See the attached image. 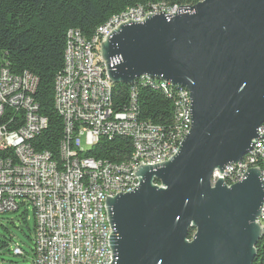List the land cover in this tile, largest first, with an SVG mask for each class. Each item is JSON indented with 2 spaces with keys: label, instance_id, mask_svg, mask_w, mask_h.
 <instances>
[{
  "label": "water",
  "instance_id": "water-1",
  "mask_svg": "<svg viewBox=\"0 0 264 264\" xmlns=\"http://www.w3.org/2000/svg\"><path fill=\"white\" fill-rule=\"evenodd\" d=\"M101 57L114 85L153 77L191 95V130L176 155L141 165L139 186L106 199L111 264H253L263 171L232 186L223 171L264 138V0H203L129 20Z\"/></svg>",
  "mask_w": 264,
  "mask_h": 264
},
{
  "label": "built area",
  "instance_id": "built-area-1",
  "mask_svg": "<svg viewBox=\"0 0 264 264\" xmlns=\"http://www.w3.org/2000/svg\"><path fill=\"white\" fill-rule=\"evenodd\" d=\"M176 14L177 10H159L146 14ZM142 15H134L138 21ZM127 20V21H129ZM126 21V22H127ZM116 22L97 37L78 38L81 57H73L68 79L60 98L68 108L70 127L65 132V163H57L49 152H39L34 142L47 128V119L34 100L38 86L29 73L14 76L6 70L0 92V215L27 212L32 208L35 218L32 264H111L110 235L113 233L106 207L107 197L140 185L135 175L143 164L168 162L161 159L162 147L171 131L142 122L133 125L131 107L124 112L105 103L108 85L107 68L101 57V45L118 27ZM81 59V67H74ZM10 112H15L8 115ZM22 122V123H21ZM178 123V105L174 104V126ZM188 125H183V134ZM114 129L131 130L136 138V162L112 167L84 158L81 138L92 149L105 137H114ZM264 135V129H258ZM182 134V136H183ZM253 149L264 155V138ZM260 167H248V170ZM247 170V171H248ZM247 171L227 166L223 171L226 184L242 181ZM221 176L217 178L219 181ZM160 186V185H159ZM259 223H264V210ZM14 256H23L20 247Z\"/></svg>",
  "mask_w": 264,
  "mask_h": 264
},
{
  "label": "trees",
  "instance_id": "trees-1",
  "mask_svg": "<svg viewBox=\"0 0 264 264\" xmlns=\"http://www.w3.org/2000/svg\"><path fill=\"white\" fill-rule=\"evenodd\" d=\"M202 1L0 0V72L6 69L14 76L29 73L38 80L34 100L48 122L45 131L34 142L38 151L49 152L54 160L61 161L60 145L65 138L66 123L55 108V85L65 70V54L71 31L80 32L84 38L90 39L99 27L129 11H149L155 6L194 7ZM133 93L136 95L135 108L140 122L175 133L174 104L177 94L171 84L151 77L140 78L132 86L114 85V110H128ZM133 148L130 137H105L82 156L103 163L123 164L133 159ZM249 158L246 156L243 163ZM251 166L260 167L264 172V155L256 156ZM26 215L27 212H23L20 221H25ZM193 234L191 230L189 237ZM9 240L6 237L0 240V250L8 247ZM256 249L253 264H264V237Z\"/></svg>",
  "mask_w": 264,
  "mask_h": 264
},
{
  "label": "bare ground",
  "instance_id": "bare-ground-1",
  "mask_svg": "<svg viewBox=\"0 0 264 264\" xmlns=\"http://www.w3.org/2000/svg\"><path fill=\"white\" fill-rule=\"evenodd\" d=\"M178 8L179 7L167 8L165 6H155V7L151 8V10H149V11H145L143 9L129 11L128 13L122 14L121 16L114 17L112 20L107 22L105 25L99 27L93 37H97L98 35L101 34V32L104 29H109V27H111V25L116 23V22H126L129 19H134V15L145 14L144 17H139V19H138V21H142L143 19H146V15H148L146 13L159 12V10H161V9H163V10H178ZM152 15H154V14H152ZM73 37L84 38V36H82L80 32L71 31L69 33L68 44H67L66 54H65V70H64V73L58 77V79L56 81V85H55V108H56L57 112L59 113V115H61L65 120L66 132H69V127H70L69 111H68V108H63L62 104H60V98L62 97L64 88H65V79H68V77H69V72L71 69L73 57H81V54H82V46L79 45V39L73 38ZM74 67H81V59H74ZM5 75H6V69L1 70L0 79H3V77ZM141 78L149 79L151 77H141ZM165 83H167V82H165ZM169 84H171V83H169ZM108 85L109 86H107V90L105 93V103H111V109H114L113 105H112V94H113L114 84L110 81L109 77H108ZM175 89H176V94H177V97H176L177 101L175 99L174 100L176 101L175 105H178V123H176L175 133H171L170 136L166 139V141L163 144L162 152H161V159H168V158H170V155H173V153H175V151L178 152L179 148L182 146V143H183L185 137L189 134V132L191 130V116H190L191 95H190V92H188L184 88H175ZM0 92H1V80H0ZM132 100H133V96H132ZM135 102H136V100L134 101V109L132 112L133 125L142 126V122L139 121L138 113H137L136 108H135ZM183 125H188L186 127L184 134H183ZM259 129H264V124ZM182 134H183V136H182ZM114 136L130 137V139L133 141L134 148H136V138H135V135L132 134L131 130L114 129ZM98 143H99V141H98ZM258 155H260L259 151L256 149H252V151L248 155H246V156H249L251 159L249 158L246 163H243V160H242L239 164L231 165V167H238V165H240V171H247L248 167H252L251 165L254 162V158ZM132 157H133V159L130 161L136 162V151L133 152ZM60 158H61V161L56 160V162L57 163H65L66 148H65L64 140L61 142V145H60ZM101 163H103V162L101 161ZM127 164L128 163L112 164V167H120V166H124ZM145 165H150V164H143V166H145ZM219 175H220L219 170L214 172L213 177H212V187H214L217 184L216 181H217V178L219 177ZM239 182H241V181H231L230 184H227V185L232 186V185L237 184ZM262 182L264 185V172H263V176H262ZM132 189H135V188H129L128 190H125V191H119V193H122V194L130 193ZM112 198H115V197H112ZM261 210H264V204H263ZM112 252L113 251H110L109 261H113Z\"/></svg>",
  "mask_w": 264,
  "mask_h": 264
},
{
  "label": "rangeland",
  "instance_id": "rangeland-1",
  "mask_svg": "<svg viewBox=\"0 0 264 264\" xmlns=\"http://www.w3.org/2000/svg\"><path fill=\"white\" fill-rule=\"evenodd\" d=\"M81 147L85 151L90 150L86 145V136L81 138ZM22 214L23 211L0 215V240L10 238L8 247L0 250V264H32L34 212L30 208L24 217L25 221H20ZM262 226L264 229V223ZM17 247L22 249L23 256L13 255V250Z\"/></svg>",
  "mask_w": 264,
  "mask_h": 264
}]
</instances>
